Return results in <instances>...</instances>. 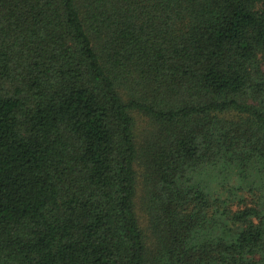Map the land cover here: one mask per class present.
Here are the masks:
<instances>
[{
    "label": "trees",
    "instance_id": "16d2710c",
    "mask_svg": "<svg viewBox=\"0 0 264 264\" xmlns=\"http://www.w3.org/2000/svg\"><path fill=\"white\" fill-rule=\"evenodd\" d=\"M0 264H264V0H0Z\"/></svg>",
    "mask_w": 264,
    "mask_h": 264
}]
</instances>
